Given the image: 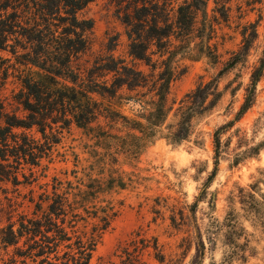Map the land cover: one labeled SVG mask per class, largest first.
Returning <instances> with one entry per match:
<instances>
[{
    "label": "rangeland",
    "instance_id": "obj_1",
    "mask_svg": "<svg viewBox=\"0 0 264 264\" xmlns=\"http://www.w3.org/2000/svg\"><path fill=\"white\" fill-rule=\"evenodd\" d=\"M128 2L94 0L78 12L79 18L92 19L93 26L86 34L89 48L72 61L74 67L87 68L98 55L112 53L145 74L150 72L143 61L128 55L125 25L120 20ZM214 7V1L207 0L205 19L199 16L190 38L173 40L164 55L173 69L167 102L171 109L153 137L138 139L140 132L119 125L112 132L121 139L98 143L71 124L54 146L44 180L50 189L53 183L74 186L80 181L76 177L101 171L97 157L104 149L117 158L115 176L125 186L100 196V204L107 205L114 215L89 264H193L199 239L205 246L200 264H264V149L258 153L253 150L264 141V69L253 105L220 133L219 163L215 175L208 178L214 168V131L234 120L243 102L244 87L262 56L264 0H230L225 20ZM241 33L248 38V49L238 63L218 77L220 97L212 109L193 118L187 140L170 143L166 128L175 122L179 101L201 81L217 76L242 47ZM109 46L113 49L107 50ZM154 50L151 47L149 53L152 61H157ZM14 62L8 50L0 49V127L6 115L25 114L15 98L20 85L12 68ZM144 91L122 88L104 102L128 119L146 124L142 115L149 98L143 96ZM99 121L105 124L103 117ZM19 180L26 183L30 178L19 175ZM14 188L10 182L0 181V227L8 223L5 196L17 194ZM33 189L39 191L37 186ZM17 190L19 201L24 195L25 202L12 219L19 213L30 216L32 211L33 194L23 186ZM2 247L0 264H10L13 246ZM160 256L163 262L156 258Z\"/></svg>",
    "mask_w": 264,
    "mask_h": 264
},
{
    "label": "trees",
    "instance_id": "obj_2",
    "mask_svg": "<svg viewBox=\"0 0 264 264\" xmlns=\"http://www.w3.org/2000/svg\"><path fill=\"white\" fill-rule=\"evenodd\" d=\"M92 1L0 0V49L8 50L15 58L12 68L20 85L15 98L25 112L23 117L6 115L0 127V181L10 182L17 192L5 196L4 210L9 217L8 223L0 227V247L13 246L8 257L10 264L90 263L114 215L107 205L100 204V196L125 186L121 178L115 176L113 165L117 158L104 149L97 157L101 171L76 177L80 181L74 186L53 183L50 189L44 180L48 177L54 146L71 124L98 143L121 139L112 132L119 125L140 132L138 139L153 137L171 109L167 102L173 69L169 57L164 58V55L169 53L173 40H188L197 18L207 15V0H128L120 17L125 25L128 55L132 60L143 61L150 72L145 74L132 62L112 53L98 55L89 67L81 69L74 67L72 61L89 48L86 34L93 20L79 18L78 12ZM213 1V10L227 19L230 0ZM241 35L242 47L217 76L207 82L201 81L179 101L175 122L166 128V139L170 143L187 140L193 118L212 109L220 97L218 77L238 63L248 49V38L244 33ZM151 47H155L157 61H152ZM112 49L113 46L107 48ZM263 69L264 49L244 87L243 102L234 120L214 131V168L209 180L219 163V135L253 105ZM122 88L146 89L143 96L149 99L145 101L147 107L142 115L146 124L128 119L104 102V99L115 97ZM100 117L105 124L100 123ZM32 130V134L27 132ZM260 149H264V141L253 148L255 153ZM19 175L30 181L19 180ZM18 186L28 188L33 194L32 211L30 216L19 213L12 219L25 202L24 195L23 202L19 201ZM34 186L39 191L36 192ZM204 247L199 239L193 264H200ZM156 258L160 262L164 260L163 256Z\"/></svg>",
    "mask_w": 264,
    "mask_h": 264
}]
</instances>
